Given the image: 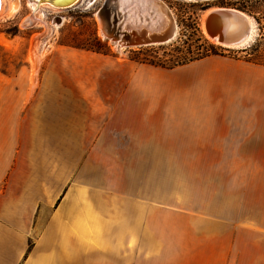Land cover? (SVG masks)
Returning <instances> with one entry per match:
<instances>
[{"label":"rangeland","instance_id":"1","mask_svg":"<svg viewBox=\"0 0 264 264\" xmlns=\"http://www.w3.org/2000/svg\"><path fill=\"white\" fill-rule=\"evenodd\" d=\"M16 1L17 10L0 19L1 105H20L23 110L30 101L44 104L52 98L47 97L52 89H120L121 68L124 73L142 67L168 73L199 58L214 59L209 65L219 71L208 77H191L209 66L203 65L197 71L160 76L157 84L175 95L176 104L223 110L214 114L216 120L264 126V85L255 70L264 69V0H161L176 22V34L166 43L140 47L117 46L108 34L114 23L112 10L121 17L132 5L121 13L117 0H80L66 9L42 7L35 13L27 0ZM217 9L251 17L254 38L235 49L212 42L202 23ZM31 14L34 21L22 25ZM120 17L117 24L127 15ZM175 80L174 92L165 89ZM33 131L37 135L32 144L17 133L16 139L4 138L7 145L0 146V232H23L25 238L16 264L27 258L25 264H32L33 258L44 256L53 257L52 264H264V145H257L253 153H248L249 146H210L205 160H186L185 154L134 160L122 145L123 137L116 139L118 145L92 144L104 128L79 129L78 144L66 143L55 127ZM62 173L65 187L75 182L85 190V199L91 197L86 202L97 222L81 227L83 243L69 235L72 219L64 218L59 233L50 223L48 231L54 230L57 240L52 248L50 241L43 247L41 237L53 207L42 216L37 202L23 226L11 216L19 197H27L41 184L53 188ZM133 203L143 208L134 236L122 233L119 222L131 215L124 206ZM127 226L132 228L131 223ZM196 233L219 239L205 257L190 252L192 243L186 242ZM35 246L39 251L31 258Z\"/></svg>","mask_w":264,"mask_h":264},{"label":"crops","instance_id":"2","mask_svg":"<svg viewBox=\"0 0 264 264\" xmlns=\"http://www.w3.org/2000/svg\"><path fill=\"white\" fill-rule=\"evenodd\" d=\"M214 61V59L207 61L200 59L180 66L182 68L178 70H169L168 73L145 67L135 69L131 73H124L121 68L120 89H52L47 94V97H52L47 100V103L34 106L30 101L31 103L28 102L23 110L20 105L0 104V146L7 145L3 144V140L7 138L16 139L17 133L24 138L27 145L32 144L33 136L37 135L33 130L49 127L57 128L60 137L64 138L66 143L78 144L81 142V132L76 131L81 128L94 127L95 129L104 128L106 132L102 135L97 134L92 144L118 145L119 142H116V139L123 137L122 145L127 148L128 154L134 155L130 158L134 160H157L161 158V154H185L183 159L186 160H205L209 159L210 146H249L248 153H253L257 145H264V126L216 120L214 114L223 112V110L219 111V108L210 105L176 104L175 95L171 91L170 94L164 93V88L157 84L160 76H174L177 73L194 69L197 71L199 67L209 65ZM125 68L129 71L128 67ZM207 68L213 71H207ZM207 68L201 73L192 72L191 77L205 78L210 75V72L212 75L218 70L211 65ZM255 70L261 74L258 81L260 80L264 85V69L255 68ZM253 78L256 79V75ZM176 83H178L176 80L168 82L165 89L173 91ZM54 103L57 106H52ZM105 137L107 138L104 139ZM251 146L254 147L252 151ZM162 150L172 151L162 153ZM239 151L242 153L241 149ZM170 159H176V157L172 156ZM63 175V173L58 175V181L53 188L48 189L41 184L40 187H33L34 192L28 193L27 197H19L17 211L14 216H11L12 220L15 218L13 220L15 224L23 226L30 222L37 202L41 203L42 216L45 210L53 207L49 223L47 222V228L41 237L44 240L43 247H46L49 241L51 242L50 248L54 246L52 241L57 240L55 234L60 232L59 224L65 225L64 218L73 220V223L69 221L72 224L69 235L75 241H82L81 243L83 240L80 239L84 235L81 227L86 225L91 227L97 222L91 204L86 202V200H91V197L85 199L83 195L85 190L75 182L65 187V180H62ZM124 208L131 215L126 218L122 216V220L119 221L121 231L134 236L136 235L134 225L139 224V214L143 208L139 203H133ZM133 214L135 215L132 216ZM50 223L53 224L52 227H57L58 231L50 230L49 232ZM130 223L132 228L127 226ZM22 234L23 232L13 230L0 232V264L4 258V264H16L22 256L25 239L21 236ZM68 237L67 239L70 240L71 238ZM189 237L186 238V242L192 243L193 249L190 252L194 250L199 258L201 254H204L203 257L207 256L215 243L219 241L217 237L209 239L197 233ZM36 246L31 258L36 256V251H39L36 250ZM190 252L188 251L185 256H188ZM33 259L35 260L32 264H52L55 261L51 256Z\"/></svg>","mask_w":264,"mask_h":264},{"label":"bare ground","instance_id":"3","mask_svg":"<svg viewBox=\"0 0 264 264\" xmlns=\"http://www.w3.org/2000/svg\"><path fill=\"white\" fill-rule=\"evenodd\" d=\"M79 1L80 0H27L33 12L42 7H49L54 10L66 9L77 4ZM186 1L198 2L208 0ZM117 2H119L117 7H119V12L121 13L124 12V9L128 6L132 5V7L131 9H125L126 11L121 17L118 12L116 13V11L113 10L111 12L113 13L112 18L114 23H112L110 34L115 39V45L124 47L126 42L138 36L149 38L151 36L165 34L171 37V39L175 36L177 31L176 22L170 10L161 0H117ZM18 6L19 4L16 0H0V19L11 16L17 10ZM117 14L118 17H116ZM125 15H127V17H125ZM123 16L125 17L124 19H122ZM119 17L122 20L117 24ZM33 21L34 18L31 14L22 25L31 24ZM229 29L231 31L237 30L238 32L234 33V31L228 34ZM255 29L256 25L251 17L232 9L213 10L203 17L202 30L205 36L212 42L222 47L225 46V48H242L254 38ZM233 33L234 35L229 36Z\"/></svg>","mask_w":264,"mask_h":264},{"label":"water","instance_id":"4","mask_svg":"<svg viewBox=\"0 0 264 264\" xmlns=\"http://www.w3.org/2000/svg\"><path fill=\"white\" fill-rule=\"evenodd\" d=\"M229 32L236 33L238 31L237 30L231 31L229 29L228 34H229ZM234 33L229 35V36L234 35ZM108 34H110V33H108ZM235 36H236V34H235ZM112 40H113V42H115V39L113 37H112ZM169 40H171V37L166 36L165 34H161V35L159 34V35L151 36L149 38L138 36V37H133L132 40L126 42L124 44V47H140V46H147V45H154V44H162V43L168 42Z\"/></svg>","mask_w":264,"mask_h":264},{"label":"trees","instance_id":"5","mask_svg":"<svg viewBox=\"0 0 264 264\" xmlns=\"http://www.w3.org/2000/svg\"><path fill=\"white\" fill-rule=\"evenodd\" d=\"M213 54V53H212ZM201 58H199V59H196L195 61H197V60H200ZM194 61V60H193ZM191 63V62H190ZM186 64V63H185ZM188 64V63H187ZM182 65H184V64H182ZM182 65H178V66H182ZM178 66H176V67H178Z\"/></svg>","mask_w":264,"mask_h":264}]
</instances>
